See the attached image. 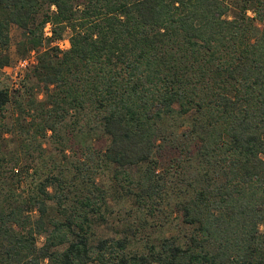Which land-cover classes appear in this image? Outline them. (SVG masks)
I'll list each match as a JSON object with an SVG mask.
<instances>
[{"label":"trees","instance_id":"1","mask_svg":"<svg viewBox=\"0 0 264 264\" xmlns=\"http://www.w3.org/2000/svg\"><path fill=\"white\" fill-rule=\"evenodd\" d=\"M263 21L264 0H0V73L15 26L60 155L24 198L0 178V264H264ZM110 202L130 204L118 238Z\"/></svg>","mask_w":264,"mask_h":264},{"label":"rangeland","instance_id":"2","mask_svg":"<svg viewBox=\"0 0 264 264\" xmlns=\"http://www.w3.org/2000/svg\"><path fill=\"white\" fill-rule=\"evenodd\" d=\"M249 16H252L251 13H248ZM264 23V21H263ZM50 26V25H49ZM69 33L63 34V39L57 42H54L51 44L52 47L58 48L61 52L66 51L69 48V42H68ZM21 40V30L16 28L15 26L11 27L10 30V46L8 50V54L11 58L10 65H13L18 60H23L27 57H29L31 52H34V57L37 56V53L35 51L27 52L22 57L17 54V44ZM37 60V59H36ZM9 65V66H10ZM36 65H31L26 71L23 72L21 79L17 81L18 87H14L13 80L11 79L12 74H8V67L6 69H3L0 73V86L2 88H6L9 90V93L11 94V103L7 106L6 110L2 113H0V156L3 154H6L7 152H11L12 155L16 153L13 149L17 147V150L21 148L19 153L14 156H7L5 161L0 167V171L4 174L0 178H10V177H20L19 184L14 187V190L17 195H22V197H26L27 194L32 192V188L34 185L40 184L44 182V180L49 177L50 175H53L52 167L51 165L55 163H59V151L57 144L55 143L54 138L49 137L50 132L46 133L45 137H40V135L35 130V126L37 121H34L33 124H31V119L34 115L33 111L37 106H33L32 108L29 107L28 98H25V85L27 82L24 80L25 75ZM25 98V99H24ZM35 100L36 104L41 103L45 100L44 95L41 92H37V90H34L32 92V96L29 98V100ZM17 104V105H16ZM18 104L20 106H18ZM21 112V113H20ZM35 112V111H34ZM37 116V115H34ZM30 122V123H29ZM24 123V131L23 128H20V125ZM30 124V127L28 130L25 127V124ZM35 125V126H33ZM96 133V131H92V133H86L79 135V138L76 139L78 144L82 147L91 145V144H97L98 135L93 134ZM98 133V132H97ZM14 151V154H13ZM65 156L73 158V151H66ZM19 158V164L16 168L13 170L10 169L12 162L9 160H12L13 158ZM32 157L34 159V163L36 164L37 171H34L33 169H30L29 171L26 170V161L25 159ZM55 173V172H54ZM103 176V183L101 181V176L97 178V184H101L103 186L105 182H107L106 177ZM49 192H52L51 189H49ZM112 207V214L108 217L107 222L102 225L99 229V234L104 238H118L119 236L117 233L120 230V226H123L124 222L126 221V215H124L123 207L126 209L130 208V204L125 203L122 204L116 202H110ZM31 218V220H35L38 217V214L36 212H33L31 214H28ZM173 218V217H172ZM133 219H129V222H133ZM157 223H161V220L159 219ZM178 223L177 221L173 222L172 226L176 227ZM42 237H36V245L37 247H40L42 244Z\"/></svg>","mask_w":264,"mask_h":264},{"label":"built area","instance_id":"3","mask_svg":"<svg viewBox=\"0 0 264 264\" xmlns=\"http://www.w3.org/2000/svg\"><path fill=\"white\" fill-rule=\"evenodd\" d=\"M51 31L49 24L46 25L44 29V37L50 38ZM36 63V57H34V52H31L29 57L18 60L13 65H10L7 69L8 74L11 75V79L13 80L14 87H18L17 81L21 79V76L24 71H26L31 65H34Z\"/></svg>","mask_w":264,"mask_h":264}]
</instances>
